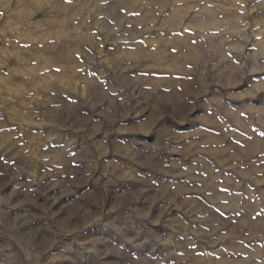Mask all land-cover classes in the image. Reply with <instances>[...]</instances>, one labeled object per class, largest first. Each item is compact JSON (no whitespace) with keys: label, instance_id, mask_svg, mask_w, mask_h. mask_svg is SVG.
Segmentation results:
<instances>
[{"label":"rangeland","instance_id":"1","mask_svg":"<svg viewBox=\"0 0 264 264\" xmlns=\"http://www.w3.org/2000/svg\"><path fill=\"white\" fill-rule=\"evenodd\" d=\"M0 264H264V0H0Z\"/></svg>","mask_w":264,"mask_h":264}]
</instances>
